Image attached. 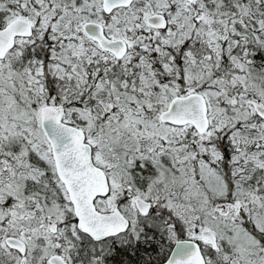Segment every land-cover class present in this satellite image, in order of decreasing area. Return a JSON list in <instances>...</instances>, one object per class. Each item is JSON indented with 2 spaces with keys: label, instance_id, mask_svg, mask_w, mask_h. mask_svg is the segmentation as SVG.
Segmentation results:
<instances>
[{
  "label": "snow or ice",
  "instance_id": "obj_1",
  "mask_svg": "<svg viewBox=\"0 0 264 264\" xmlns=\"http://www.w3.org/2000/svg\"><path fill=\"white\" fill-rule=\"evenodd\" d=\"M0 264H264V0H0Z\"/></svg>",
  "mask_w": 264,
  "mask_h": 264
}]
</instances>
